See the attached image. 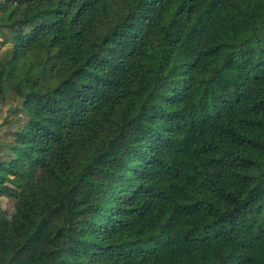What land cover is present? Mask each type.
<instances>
[{
	"label": "trees",
	"instance_id": "trees-1",
	"mask_svg": "<svg viewBox=\"0 0 264 264\" xmlns=\"http://www.w3.org/2000/svg\"><path fill=\"white\" fill-rule=\"evenodd\" d=\"M11 95L0 264H264V0H0Z\"/></svg>",
	"mask_w": 264,
	"mask_h": 264
},
{
	"label": "rangeland",
	"instance_id": "rangeland-1",
	"mask_svg": "<svg viewBox=\"0 0 264 264\" xmlns=\"http://www.w3.org/2000/svg\"><path fill=\"white\" fill-rule=\"evenodd\" d=\"M18 103H19V99L15 95H11V96L6 97L4 104L0 103V121L2 122L0 132L2 133V136H3V139L0 140V146L2 145V147H4V145H6L7 142H13V139L11 137H8L6 131H4V130L8 129V127L15 128L21 122L19 120H15L13 117L16 115H14L11 112V110H13V108H15L18 105ZM11 117L13 119H10ZM2 205L8 211L9 210L11 211V205H12L11 201H9L7 199H3Z\"/></svg>",
	"mask_w": 264,
	"mask_h": 264
},
{
	"label": "crops",
	"instance_id": "crops-1",
	"mask_svg": "<svg viewBox=\"0 0 264 264\" xmlns=\"http://www.w3.org/2000/svg\"><path fill=\"white\" fill-rule=\"evenodd\" d=\"M10 117V116H9ZM15 117V116H14ZM13 117V118H14ZM12 117L10 118V119H13ZM15 119V118H14ZM1 122V121H0ZM3 139V136H2V133L0 132V140H2ZM7 156H6V152L5 151H3V150H0V159H4V158H6Z\"/></svg>",
	"mask_w": 264,
	"mask_h": 264
}]
</instances>
